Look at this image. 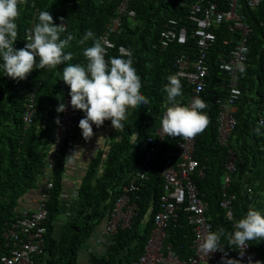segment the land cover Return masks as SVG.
Wrapping results in <instances>:
<instances>
[{"label": "trees", "instance_id": "1", "mask_svg": "<svg viewBox=\"0 0 264 264\" xmlns=\"http://www.w3.org/2000/svg\"><path fill=\"white\" fill-rule=\"evenodd\" d=\"M198 0H135L131 9L135 10V19L126 17L122 32L113 38L116 45L133 50V63L142 80L141 91L147 103L130 106L123 126L115 128L111 120L101 126L103 132L110 129L109 144L102 147L97 159L90 164L88 174L80 189L78 214L63 224L59 233L58 219L62 214L61 201L65 189L66 159L82 137L79 122L84 117L82 111H76L74 124L69 131L65 147L55 161L52 177L54 188L48 204V218L45 221L44 253L36 257V264H77L83 247L92 238L99 226L109 217L116 201L123 194L125 185H129L133 174L144 168L143 147L150 133L159 121L160 114L167 103L163 88L167 77L177 73L176 59L185 53L197 54L196 40L189 37L187 45H171L162 50L158 47L161 31L171 18L186 20L189 6ZM119 0H21L20 14L17 19L18 40L15 47L22 49L26 45L28 32L34 25L40 11H51L54 21L67 24L62 38L71 34L74 39L65 50L72 52L73 64L86 65L83 50L93 44L89 40L85 45L79 41L91 30L95 38L100 39L107 24L116 15ZM242 15L252 28L249 38V59L246 72L240 75L243 91L241 106L237 112L238 125L227 146H221L218 136V106L216 100L223 98L226 91L222 88V74L218 64L221 56H227L236 46L234 35L227 29H214L217 42L209 53L211 65L207 86L202 99L207 107L204 110L209 119L206 129L197 138L195 158L206 168L204 179L195 181L201 193L210 203L208 216L214 225V232L223 229L221 243L224 247L221 263L227 254L228 260L242 264L239 248L230 245L229 237L233 232L232 224L226 219L220 207L225 180V164L229 151L237 156L236 172L228 192L236 196L234 202L235 220L242 219L250 208H255L257 199V181L264 168V130L255 122L253 114L244 107L253 106L264 111V0L255 11L244 6ZM120 56L115 50L110 59ZM64 65L52 71H33L26 80L16 81L0 72V259L10 254L6 233L14 221L24 211L20 204L28 192L39 189L40 178L53 156L55 134L63 113L57 111L70 96V88L61 80ZM224 76V75H223ZM183 91L191 89L181 80ZM225 84V83H224ZM224 87V86H223ZM33 93L36 94L37 113L33 123L27 126L25 121L26 105ZM186 104V102L184 103ZM239 104V105H240ZM253 110V109H252ZM106 129V130H104ZM259 130V131H258ZM181 138L168 137L160 145L157 163L150 173H155L146 185L138 200V215L133 219L130 229H119L103 257L93 256L91 264H137L144 253L153 229V216L159 211V196L164 184L159 175L169 151L177 150ZM110 153L106 157V152ZM105 160V161H103ZM103 163L104 167L99 170ZM252 186L254 194L247 189ZM255 189V190H254ZM110 218V217H109ZM149 219V220H148ZM181 215L177 228L171 229L170 241L183 259L194 255L193 230ZM148 220V221H147ZM252 264H264V241H249Z\"/></svg>", "mask_w": 264, "mask_h": 264}, {"label": "built area", "instance_id": "2", "mask_svg": "<svg viewBox=\"0 0 264 264\" xmlns=\"http://www.w3.org/2000/svg\"><path fill=\"white\" fill-rule=\"evenodd\" d=\"M119 1L116 16L111 19L100 37L106 48V59H110L111 53L115 50L120 56L127 54L128 48L123 45L118 47L113 38L119 34L126 17L135 19L137 16L136 11L130 8L135 0ZM262 2L263 0H198L189 6L186 20L169 19L159 37L158 47L162 50L168 49L173 44L187 45L190 36L196 40L197 57L192 58L190 54H183L175 62L177 73H184L181 80H184L191 89L189 94L183 91L186 94L183 95V103L186 102V104H189L193 97L202 98V93L207 86V78L211 70L208 57L217 42L214 29L225 28L234 37H238L235 48L229 55L220 57L218 64L222 76L226 75L223 78L227 84L223 88L228 93L215 102L218 106L217 123L221 146L229 144L230 137L238 125L236 108L243 95L238 65L240 63L246 65L250 53L249 38L252 28L245 22L241 11L244 5L255 11ZM29 97L30 101L26 105L25 112L27 126L33 123L37 113L36 94L33 93ZM65 103L68 109L63 113L58 126L55 135V151L48 160V168L44 170V176L52 175L55 161L61 155L68 133L74 124L76 110L71 107V96L66 98ZM165 107L152 134L147 137L144 144V167L149 172L141 171L134 174L132 181L124 189L123 195L116 201L115 208L111 212V219L107 224V233L110 236H115L119 229H130L133 219L138 215V205L133 202L131 195L137 193V200L140 199L139 192L150 180V170L157 162L160 145L168 138L160 125ZM257 118L258 126L264 130V114ZM93 129L97 132L101 126L93 125ZM198 136L199 134L189 140L181 138L178 149L169 151L167 154L166 162L161 170L164 193L159 199L160 209L153 216V229L137 264H222V252L206 255L200 250L203 238L209 231L214 232V225L208 216L210 205L195 181L196 178L206 177V168L202 167L195 158ZM236 167V153L230 150L225 164L226 174L220 206L225 211V216L232 224V228L236 223L234 210L236 196L230 194L227 188L231 185V175L236 172ZM53 188L54 182L51 179L45 181L41 186L37 210L24 211L19 219L13 222L6 233L7 245L11 247V251L0 259V264H36V257L44 253L47 233L45 221L48 218V204ZM247 191L249 194L253 193L252 189ZM229 213L231 215H228ZM181 215L185 216L184 220L192 228L195 236L192 245L194 255L188 259H183L170 241V231L179 226ZM239 250L242 264H252L249 243L247 248H239Z\"/></svg>", "mask_w": 264, "mask_h": 264}, {"label": "clouds", "instance_id": "3", "mask_svg": "<svg viewBox=\"0 0 264 264\" xmlns=\"http://www.w3.org/2000/svg\"><path fill=\"white\" fill-rule=\"evenodd\" d=\"M20 3L21 0H0V72L3 76L23 81L33 71H52L57 66L64 65L61 80L70 88L72 109L84 113L79 128L85 140L93 137V125L100 127L105 120L110 119L116 129L122 127L130 106L147 103L141 91L140 74L133 63L132 49H128L126 55L106 59V48L102 40L95 38L94 33L89 30L79 41L80 45H85L89 40H93L92 46L83 50L86 65L70 63L74 59L73 53L65 50L74 37L68 34L62 38L67 31V24L62 20L61 24L57 25L51 11L39 12L27 34L25 47L17 49L15 45L18 40L17 19ZM247 65L248 63H240L238 71L245 73ZM183 75L181 72L167 77L163 88L167 103L160 125L168 137L189 140L206 129L209 119L204 111L207 104L199 96L193 97L189 104L183 103ZM224 76L226 77L225 74ZM221 82L223 86L227 84L223 76ZM67 109L68 105L62 102L57 111L64 113ZM257 119L255 122L258 125ZM57 123H60L59 119ZM77 153L79 152L66 159V165L71 164ZM233 229L229 237L231 248L245 249L249 241H264V210L250 208L246 215L233 225ZM223 231L222 228L216 232L209 231L203 238L200 250L206 255L224 252L225 246L221 243ZM226 257L227 254L222 264H238L237 261L228 260Z\"/></svg>", "mask_w": 264, "mask_h": 264}, {"label": "crops", "instance_id": "4", "mask_svg": "<svg viewBox=\"0 0 264 264\" xmlns=\"http://www.w3.org/2000/svg\"><path fill=\"white\" fill-rule=\"evenodd\" d=\"M242 9H244V8H242ZM234 39L237 43L238 37H234ZM185 54L191 55V53H185ZM181 55H183V54H181ZM191 56H192V58H194V57H197V54H193ZM222 57L223 56H221V58ZM208 59H209V57H208ZM248 59H249V56H248ZM183 95H186V94L183 93ZM241 100H242V98H241ZM241 100L239 101V104L241 103ZM239 104H238V107L236 108V110H237L236 112L239 111L242 103L240 105ZM244 109L247 111V113L251 112L253 114L254 112H256L255 113L256 116H254L255 119L259 115L264 114L260 111L258 112V110L256 109L255 106H253V108H252L253 110L252 109L250 110L249 107H244ZM110 129L113 130V128H107L106 132H103L101 129L98 130L97 132L94 131L93 137H91L88 140H85L84 137L82 136L80 141L75 144V147L72 149V152L69 155V157H70V156H73L76 152H79L73 158L71 164L67 165L66 174L64 176L65 189L63 191L62 201H61L62 214L60 215V218L58 219V224H57L58 228H59V233H61V231H62L63 224L69 222L70 220H73V217H75L81 209V206H80L81 205L80 204L81 196H80L79 191L81 189L82 182H84V180L88 174L90 164L93 163L97 159L98 153L102 150L101 148L106 147L107 144H109V139H108L109 133L108 132L110 131ZM104 130H106V129H104ZM150 135H151V133H150ZM150 135H148V136H150ZM54 151H55V148H53L52 153H54ZM107 151L108 152H106V157L110 153V150L107 149ZM143 152H144V157H145L144 147H143ZM103 161H105V160H103ZM143 166H144V164H143ZM103 167H104V165L102 163L99 166L100 172H101V169H103ZM47 168H48V164L45 167V169H47ZM141 171H148V169L146 170L144 167L142 170H140L138 172H141ZM138 172H136V173H138ZM136 173H134V174H136ZM151 175H153L152 177H154L155 173L154 172L150 173V178H151ZM158 175H159L160 179H162V182L164 184V180L161 176V171H160V174H158ZM50 179L54 182L52 175L51 176H44V171H43V175L40 178L39 185H43L45 183V181L50 180ZM132 179H131V181H132ZM224 182H225V180H224ZM256 185H257L256 189H258L259 192L257 194V199L254 203V207H256V209H258V210H264V168H262L261 175H260ZM127 186L128 185L124 186L123 193H124V189ZM251 187L252 186L250 185V187L248 189H252ZM141 193H142V191L139 192V196H141L140 195ZM163 193H164V189H163L162 193L160 194L159 199ZM251 194H254V191ZM40 196H41L40 186H39V189L37 188V189L31 190L30 192H28L26 194V196L22 199V202L20 204L21 210L22 209L23 210H29V211L37 210L38 202L40 200ZM131 197L133 199V202H136V204L138 205L137 193L132 194ZM209 205H210V203H209ZM114 208H115V206H114ZM114 208L112 209V211L108 212L110 218L108 216L106 217L105 221L101 224V226H99L97 228V230L93 234L92 238L83 247V250L80 254V257L78 259L77 264H91V260H92L93 256L103 257V256L107 255L108 249L111 246V243L113 242L114 237L116 236V235L110 236L107 233V224L111 219V215H112L111 212H113ZM150 234H151V231L149 232L148 237H150ZM194 238H195V236H194Z\"/></svg>", "mask_w": 264, "mask_h": 264}, {"label": "rangeland", "instance_id": "5", "mask_svg": "<svg viewBox=\"0 0 264 264\" xmlns=\"http://www.w3.org/2000/svg\"><path fill=\"white\" fill-rule=\"evenodd\" d=\"M136 14H137V13H136ZM115 16H116V15H114L113 17H115ZM113 17H112V18H113ZM110 21H111V20H110ZM108 24H110V22H109ZM108 24H107V25H108ZM122 28H123V27H122ZM122 28H121V30H120V32H119V34L122 32ZM104 32H105V31H104ZM119 34H117V35H119ZM255 113H256V112H254V113H253V116H256V114H255Z\"/></svg>", "mask_w": 264, "mask_h": 264}]
</instances>
